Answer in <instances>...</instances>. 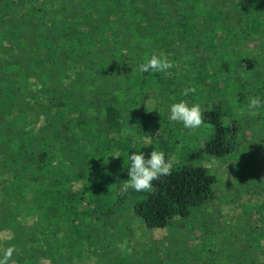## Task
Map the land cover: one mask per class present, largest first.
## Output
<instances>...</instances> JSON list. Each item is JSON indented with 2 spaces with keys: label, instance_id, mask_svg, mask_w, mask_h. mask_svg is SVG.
I'll return each mask as SVG.
<instances>
[{
  "label": "trees",
  "instance_id": "16d2710c",
  "mask_svg": "<svg viewBox=\"0 0 264 264\" xmlns=\"http://www.w3.org/2000/svg\"><path fill=\"white\" fill-rule=\"evenodd\" d=\"M97 1L109 0H0V255L14 246L15 264H73V256L95 245L85 218L100 204L86 203L80 214L71 207L86 199L74 182L86 179L88 166L96 168L94 155L103 151L91 143L104 132L118 144L115 138L124 142L128 131L120 146L127 164L132 153L155 149L172 161L169 146L186 134L168 117L181 101L200 105V137L209 140L191 154L181 146L180 158L227 160L243 181L224 186V197L261 196L264 202V164L256 160L264 135L257 122L229 126L232 108L264 121V0H110L102 10ZM160 53L173 64L167 74L136 70ZM186 88L196 92L183 96ZM254 96L261 107L250 114ZM61 132L86 151L76 173L62 160L69 142ZM234 133L249 135L242 141L247 151L227 138ZM232 155L237 161L231 164ZM46 163L53 165L50 175ZM215 183L204 167L173 165L151 192L129 190L142 197L132 211L147 229H166L174 216L193 228L191 215ZM237 209L229 252L215 248L212 228H201L210 239L198 254L189 250L191 262L169 251L162 264H264V207L254 210L241 198Z\"/></svg>",
  "mask_w": 264,
  "mask_h": 264
},
{
  "label": "rangeland",
  "instance_id": "374dc122",
  "mask_svg": "<svg viewBox=\"0 0 264 264\" xmlns=\"http://www.w3.org/2000/svg\"><path fill=\"white\" fill-rule=\"evenodd\" d=\"M105 3H111V1H105ZM105 3L97 1L95 6L99 10H102ZM222 23L224 27L228 26L225 20H222ZM233 77L235 82L240 81L239 75L235 70H233ZM246 88L249 89L248 85L243 84L242 90ZM254 90L256 92L260 91L257 87L253 88ZM221 105L222 107L227 106L223 99L221 100ZM230 111V127L238 128L239 125L248 126L250 122H257V133L260 136L264 135V121H254L248 113L242 114L236 108H232ZM183 130L186 135L183 136L180 144L178 146H169V152L173 157L172 166L204 167L216 179V183L212 186L210 193L191 215L190 223L193 225V228L189 223L186 225V222L180 221L176 216L171 218L170 224L166 229H147L143 225L141 220L132 211L133 203L141 201L142 197L131 194L130 191L125 192L122 190L124 182L128 179V169L123 170L124 165L127 164L125 162L126 152L124 153V149L120 146L123 145L122 143L125 140L129 139L130 133L128 131L123 133L124 142L121 138H115L119 142L115 144L113 140H109L106 137L105 133L100 132V135H97L95 143H92L103 148H100L103 151L94 155L96 168L88 166L89 168L85 170L86 179L82 182L79 181V185L74 182L76 186L75 190L79 191L80 195V185L87 190H85L86 202L96 203V200L99 198L98 204L100 206L97 208L96 214L91 216V218L87 215L85 218L86 226L92 231V241L95 242V245H91L89 249L81 250L83 252L73 256V264H162L165 263L163 257H166L165 254L169 251L172 256L176 255L181 261L188 260L191 262L189 250L194 249V252L198 254L206 247L210 236L215 243L216 249L222 251V253L231 250L232 241H236V238L231 236L230 231L237 222L238 201L241 198L248 199L254 210L264 207V202L261 196L256 198L241 196L240 199L236 196L225 198L224 196L227 195V192L224 186L237 185L239 180L241 181L242 179L243 181V178H241L237 170L233 171L228 161L224 159L206 155L195 159L180 158L181 146L187 147L186 150L191 154L196 148H202L204 143L209 140V137H206V135L203 138L200 137L203 132L202 125L195 130L184 127ZM113 132L118 133L119 129H113ZM145 134L147 135L146 131ZM59 136L68 139L69 142L67 148L63 151L62 160L68 162V168L71 172L76 173L80 165L86 160V151L78 149L74 140L69 135H66V133L61 132ZM227 138H232L233 142L236 143V149L240 150L244 148L245 150L247 148L245 143L242 144L243 140H249L247 133L244 134L245 139L238 133L230 134ZM150 139L144 140L150 142ZM107 143H110V145L106 149L105 145ZM248 143L252 146L254 145L251 142ZM133 147L135 149L139 148L137 142ZM155 150L157 151V149ZM117 154H119V159L113 158ZM106 155L108 156L106 157ZM105 158L109 159L106 160ZM104 159L105 161L103 162ZM229 160V163L232 164V161H237V158L232 155L229 156ZM256 160L258 167H262L264 164V152L261 149L257 150ZM52 173V163H46L44 174L50 175ZM107 173L111 175L108 178L106 176ZM108 181L112 183L118 181L119 183L117 187H113ZM84 201L83 203L78 202L74 205L71 202L70 206L72 205V210L78 214L87 212L88 207ZM209 227L213 229L215 235L209 236L207 232H199L198 230ZM67 239L70 240L71 237L68 236ZM184 244L187 246L183 249L184 251L179 250ZM208 251V260L212 263L216 260L214 249H209ZM53 264L64 263L54 262Z\"/></svg>",
  "mask_w": 264,
  "mask_h": 264
},
{
  "label": "clouds",
  "instance_id": "9594fccd",
  "mask_svg": "<svg viewBox=\"0 0 264 264\" xmlns=\"http://www.w3.org/2000/svg\"><path fill=\"white\" fill-rule=\"evenodd\" d=\"M172 67L173 64L169 61L168 57L164 53H160L159 55H152L151 58L140 64L136 70L140 73L152 71L167 74L168 70ZM195 92V88H186L182 92V95L188 96ZM260 107L261 100L259 97L254 96L249 98L247 110L250 114ZM168 119L172 122L182 124L184 128L191 130H195L204 124L203 112L201 111L200 105L193 104L189 106L187 101L172 104ZM113 158L119 159V154ZM128 161V179L122 186V190L125 192L129 189L135 190L136 192H151L153 190V181L171 175L172 161L166 160L163 151L152 150L147 156L143 153H132L128 156ZM15 251L14 246L4 249L3 254L0 255V264H10V261L11 264H15V261L12 260Z\"/></svg>",
  "mask_w": 264,
  "mask_h": 264
},
{
  "label": "crops",
  "instance_id": "0c3cea01",
  "mask_svg": "<svg viewBox=\"0 0 264 264\" xmlns=\"http://www.w3.org/2000/svg\"><path fill=\"white\" fill-rule=\"evenodd\" d=\"M103 133H104V132H103ZM97 135L99 136V135H100V132H98ZM108 139H109V138H108ZM96 140H97V139H95L92 143H95ZM109 140H111V139H109ZM92 143H91V145H92L91 147H92V148H95V147H96V148H99V149L102 148L101 146H97L96 144H92ZM110 143H111V142H110ZM110 143H107V144L105 145V147H109ZM132 148L134 149V147H132ZM105 159H106V158H105ZM105 159L103 160V162L105 161ZM107 159H109V158H107ZM107 159H106V160H107ZM85 161H86V160H85ZM83 163H85V162H83ZM111 165H112V163H111ZM112 166H113V165H112ZM128 167H129V164H127L126 168H124L123 170H127ZM123 170H121V171H123ZM115 171H116V170H115ZM118 172H119V171H118ZM106 176H107V178H108V177H110L111 175H110L109 173H107ZM82 181H84V180H82ZM82 181H81V182H82ZM108 183L118 185L119 182L117 181L116 183H112V182H109V181H108ZM122 183H123V182H122ZM83 188H84V187H83ZM84 190H86V189H84ZM86 191H87V190H86ZM86 191H85V194H86ZM128 191H129V190H128ZM131 194H132V193H131ZM136 196H138V195H136ZM84 202H85V203H91V204H97V203H99V198L96 200V203L86 202V199H85ZM93 215H94V214H93ZM91 232H92V231H91ZM70 237H71V239L73 238L72 236H70ZM71 239H70V240H71ZM89 239L92 240V235H91V234H90ZM68 240H69V239H68Z\"/></svg>",
  "mask_w": 264,
  "mask_h": 264
}]
</instances>
